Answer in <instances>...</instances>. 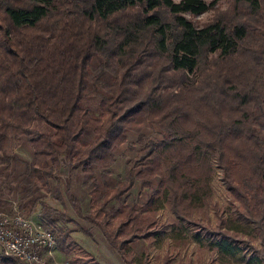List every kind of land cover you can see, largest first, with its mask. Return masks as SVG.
Listing matches in <instances>:
<instances>
[{
    "label": "trees",
    "instance_id": "1",
    "mask_svg": "<svg viewBox=\"0 0 264 264\" xmlns=\"http://www.w3.org/2000/svg\"><path fill=\"white\" fill-rule=\"evenodd\" d=\"M88 97L95 113L82 104ZM262 103L264 0H0V175L20 161L10 148L23 136L32 158L20 176L30 185L16 202L26 213L38 204L65 253L70 229L56 222L66 215L39 199L50 187L61 197L49 180L64 161L87 179L92 208L81 211L67 179L65 198L123 264H147V247L136 255L131 244L157 239L161 208L171 247L185 246L192 230L214 243L215 264H264ZM144 126L160 135H137L123 180L101 188L94 170L108 172L125 133ZM214 167L237 205L226 216L215 208L212 226L194 214L210 201ZM135 183L145 197L124 202ZM9 205L0 185V210ZM0 264L20 263L0 256Z\"/></svg>",
    "mask_w": 264,
    "mask_h": 264
},
{
    "label": "rangeland",
    "instance_id": "2",
    "mask_svg": "<svg viewBox=\"0 0 264 264\" xmlns=\"http://www.w3.org/2000/svg\"><path fill=\"white\" fill-rule=\"evenodd\" d=\"M176 1V0H174ZM210 11H206L198 15L196 18L200 21H204L208 18ZM95 97H88L82 101L83 105L90 107L93 113L95 110ZM262 120L264 122V104H261ZM42 129L47 128L44 125H40ZM145 137H158L160 132L156 127L144 126L139 132H126L125 140L118 147L112 151V161L108 167V172H103L100 169H95L94 173L97 180L101 183V188H112L116 186L117 182L123 180L125 168L128 161L134 155L135 150L138 148L136 142L137 135ZM260 136L264 138V126L260 129ZM91 134L84 136V140L89 139ZM10 153L16 155L20 161L11 163L9 174L4 172L0 175V185L2 187L4 198L8 201H17V197L20 195L21 188L29 186V183L21 181V173L24 171L25 164L23 161H31V148L26 139L21 136L15 141L11 148ZM56 174L58 179L51 178L49 181L51 184L59 185L60 198L55 195V192L50 187L48 190H40V200L45 201L48 205L61 209L66 215V219L59 220L56 225L67 227L70 229L69 235L72 238L73 244L69 246L68 253H65L58 249V255L62 258H69L72 255L80 257H91L94 263L92 264H123L119 255L109 247L104 236L100 230L95 226H90L85 220L78 217L67 199L64 196V180H68V186L77 200L79 201L82 212L90 211L91 204L89 202V196L86 193L85 184L87 179L81 174L77 166H73L64 161V165H58L56 168ZM156 177L151 181V186H155ZM211 198L209 203L194 214L201 223H208L215 225L217 218L214 209L221 210V214L226 216L229 212H235L234 206L237 205L236 201L232 200L228 189L225 187L221 176L220 170L214 167V173L211 179ZM147 193L146 189L139 188L137 183L125 194L122 198L124 202L139 203L143 200ZM116 204L111 200L108 204ZM38 204H35L32 211L38 213ZM170 212L161 208L157 211L156 217L159 222L165 225V228L159 233L157 239H153L151 242L146 243L144 239H138L132 242V248L136 255H139L144 247H147V264H162L161 258L164 255L169 256L168 264H215V246L211 243H207L206 237L192 231L188 234L190 241L182 247H171L169 241V229L168 223ZM82 225L90 228V234L86 235L82 233L77 226ZM250 243L253 246H257V240L251 239ZM231 245V244H230ZM230 249L233 251H239V245H231ZM249 250V249H248Z\"/></svg>",
    "mask_w": 264,
    "mask_h": 264
},
{
    "label": "built area",
    "instance_id": "3",
    "mask_svg": "<svg viewBox=\"0 0 264 264\" xmlns=\"http://www.w3.org/2000/svg\"><path fill=\"white\" fill-rule=\"evenodd\" d=\"M0 256L20 264H70L58 255L55 239L38 214L26 213L15 201L0 210Z\"/></svg>",
    "mask_w": 264,
    "mask_h": 264
}]
</instances>
